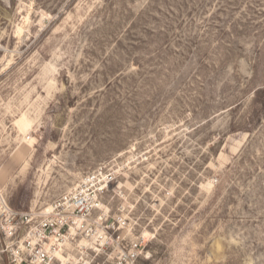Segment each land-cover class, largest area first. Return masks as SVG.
Masks as SVG:
<instances>
[{
  "label": "rangeland",
  "instance_id": "1",
  "mask_svg": "<svg viewBox=\"0 0 264 264\" xmlns=\"http://www.w3.org/2000/svg\"><path fill=\"white\" fill-rule=\"evenodd\" d=\"M0 42L13 209L102 167L140 264H264V0H0Z\"/></svg>",
  "mask_w": 264,
  "mask_h": 264
},
{
  "label": "built area",
  "instance_id": "2",
  "mask_svg": "<svg viewBox=\"0 0 264 264\" xmlns=\"http://www.w3.org/2000/svg\"><path fill=\"white\" fill-rule=\"evenodd\" d=\"M114 178L102 167L87 173L47 213L15 210L0 190V259L55 264L62 255L66 264H89L84 256L92 251L101 264H140L149 255L147 241L133 236L123 208L113 213L103 201Z\"/></svg>",
  "mask_w": 264,
  "mask_h": 264
},
{
  "label": "bare ground",
  "instance_id": "3",
  "mask_svg": "<svg viewBox=\"0 0 264 264\" xmlns=\"http://www.w3.org/2000/svg\"><path fill=\"white\" fill-rule=\"evenodd\" d=\"M60 258H61V259H60ZM55 264H66V263L64 262L63 257H61L60 255H58V256L56 257Z\"/></svg>",
  "mask_w": 264,
  "mask_h": 264
}]
</instances>
